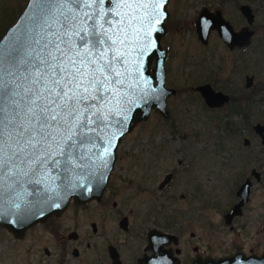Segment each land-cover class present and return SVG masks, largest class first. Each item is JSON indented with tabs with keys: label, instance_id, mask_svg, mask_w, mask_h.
<instances>
[{
	"label": "flooded vegetation",
	"instance_id": "1",
	"mask_svg": "<svg viewBox=\"0 0 264 264\" xmlns=\"http://www.w3.org/2000/svg\"><path fill=\"white\" fill-rule=\"evenodd\" d=\"M170 1L166 5L168 17L160 47L166 52L165 88L173 90L175 94L166 100L168 116L164 118L159 113L158 116L162 120H171L169 100L175 96L188 97L190 94H196L207 112L227 110L233 116V123L227 130H233V162L237 165L233 170L238 174V180H235L233 186V205L223 215L225 224L224 218L233 207V218L228 226L233 231L231 250L219 255L209 254L206 252L204 234L189 233L190 227L202 220L204 210L202 186L196 180L190 179L196 178V173L199 172L194 163L179 162L181 167L177 166L165 175L158 186H154L157 183L154 170L158 169L156 155L150 156L149 162L141 157L145 164H141L139 158L132 160L137 162L135 168H143L136 171L120 166V161L130 156L116 155L113 170L100 200H92L83 205H77L70 200L61 215L48 217L43 223L25 230L19 238L0 227V231L6 232L13 243L22 244L29 240L33 244L31 246L36 248L30 250V246L28 250L15 252L17 255L11 257L12 264H206L207 259H227L221 264H264V138L256 131L257 127H261L264 136V79L261 80L260 77L264 75V0H212L219 3L202 7L188 23L182 21L181 31L177 16L169 13ZM184 1H179L183 6L181 14L187 8ZM226 4L231 8L233 19L222 8ZM217 13H220L235 35L232 48L224 43L216 29L209 30L204 42L199 37L198 27L206 28ZM184 14L182 19H185ZM203 14L206 18L202 17ZM191 31L194 41L189 40L183 48L186 53L183 60L189 68L197 63L198 75L203 78L204 83L195 87L169 88L166 85V67L167 60L171 57L170 43L174 40L171 35L177 33L183 40L184 34ZM240 37L243 42L235 44ZM219 48L230 54L223 57L219 51L218 62H207L206 60L214 58L210 53L213 54ZM196 52L200 53L199 60L193 63L191 60L194 58L191 56ZM231 56V75L241 77V82L237 81L240 92L235 93L228 89L231 86L230 80L223 83L219 77L221 64L225 59L230 60ZM216 64L218 69L213 71ZM210 67L212 68L209 72ZM195 72L194 69V74ZM204 85H209L214 92L227 96L228 102L220 108H208L197 92V88ZM256 99L258 100L255 101ZM255 117L256 120L253 121ZM213 120L220 121L215 118ZM170 126L172 130L175 124ZM251 135L258 138L261 147L254 155L243 150L254 145ZM252 163L255 166H251ZM190 170L193 173L189 174ZM192 183L193 186H190ZM244 184H248L247 189H242ZM256 186L262 188V193L258 194L261 204L254 209L250 208V204L257 193ZM157 190L162 197L156 196ZM177 202L180 206L175 207L174 203ZM170 212H175L174 216ZM248 216L250 217L246 218ZM202 223L204 225L203 220ZM251 226L260 227L257 234L261 236L256 237L254 246L247 249L238 243L237 238L241 237L239 230ZM38 245L41 247L38 248Z\"/></svg>",
	"mask_w": 264,
	"mask_h": 264
},
{
	"label": "snow or ice",
	"instance_id": "2",
	"mask_svg": "<svg viewBox=\"0 0 264 264\" xmlns=\"http://www.w3.org/2000/svg\"><path fill=\"white\" fill-rule=\"evenodd\" d=\"M34 4L32 28L0 53V196L3 178L23 167L87 165L89 133L108 119L105 102L119 103L127 57L144 52L146 26L163 8L159 0Z\"/></svg>",
	"mask_w": 264,
	"mask_h": 264
},
{
	"label": "rangeland",
	"instance_id": "3",
	"mask_svg": "<svg viewBox=\"0 0 264 264\" xmlns=\"http://www.w3.org/2000/svg\"><path fill=\"white\" fill-rule=\"evenodd\" d=\"M179 1L171 0L168 10L170 15L177 16L180 31L182 30V21L188 23L202 7H210V5L219 3V1L212 0H190V2L185 0L184 4L187 8L181 14L183 6ZM26 3L27 0H0V34L4 33L13 24V21L17 19ZM222 8H224L229 18L233 19V13H231L229 5H222ZM15 10V18L12 21H8L11 13ZM183 14L185 15V19H182ZM5 24L7 25L5 26ZM176 34L171 35L174 40L172 44L170 43L171 57L167 60V87L181 89L187 86L195 87L197 84H203V78H200L197 72V63H194L198 62V55L200 53L196 52L191 56L194 58L191 60L194 63L193 66L191 65L192 68L187 67V64L184 62L186 56L184 54L186 53L183 51V48L186 47L189 40H193V32L184 34L185 39L183 40L180 38V35ZM178 37L179 40L177 39ZM219 51H221L223 57L230 54L219 48L213 54L210 53L214 58L206 61L211 64L218 62L220 58L218 56ZM214 66L213 71L218 69L217 64ZM211 68H209V72ZM221 68L222 71L219 74L221 82L224 83L230 80L231 86L228 89L234 93L240 92V88L237 87V81L239 80L240 83L241 77L231 75L233 71L232 56L230 60L225 59L221 64ZM194 69L196 70L195 74ZM262 73L264 74V67H262ZM191 75L194 77H191ZM260 77L261 80L264 79V75H260ZM195 79L196 81H194ZM223 83H220V85H223ZM258 84L260 83L258 82ZM168 109L171 112V120H162L159 118L158 113L152 111L145 123H139L131 133L122 139L116 155L130 157H124L120 161V166L132 171L143 170V168H135L137 162L132 160H136V158L141 160L142 157L143 160L149 162L150 156L156 155L158 169L154 170V174L157 177V185L155 184L154 186H158L165 175L177 168V166H180L179 162L186 161L188 163L191 161L194 163L198 167L199 172L196 173V178L191 177L190 179L196 180V183L199 182V185L202 186V200L204 203L202 220L204 221V225L202 220L197 224H193L190 227L189 233L204 234L206 252L209 254L219 255L228 252L233 246V231H230L229 227L224 224L223 215L233 205V186H235V180H238V174L233 170L237 166L233 162L234 138L231 131L227 130L228 126L233 123V116H230L226 112L227 110H222L218 113L207 112L196 94L194 96L190 94L188 97L175 96L171 98L168 102ZM213 118L220 119V121L213 120ZM255 120L256 117L253 118V121ZM171 124H175V129L174 127L172 130L170 129ZM251 137L254 145L243 150L247 154L254 155L260 151L261 147L258 144V138L252 135ZM143 160H141V164H145ZM251 166H255V164L252 163ZM191 172L190 170L189 174ZM190 186H193V183ZM175 187H178V184H175ZM261 189L260 186L255 187L257 193L251 201L250 208H259L261 200L258 194L262 193ZM157 192V197L163 196L159 195L158 190ZM174 205L178 207L180 203L177 202ZM170 213L174 216L175 212ZM244 228L246 229L243 230L242 228V230H239L241 237L237 238V240L239 244L248 249L254 246V239L261 236L257 234L261 228L257 226ZM198 229L201 231H198ZM31 245L33 244L29 240L22 244H15L6 232L0 231V264H12L11 257L17 255L15 252L19 251L20 253L21 250H28ZM37 247L40 248L41 246L38 245ZM32 249L36 248L31 246L30 250Z\"/></svg>",
	"mask_w": 264,
	"mask_h": 264
},
{
	"label": "water",
	"instance_id": "4",
	"mask_svg": "<svg viewBox=\"0 0 264 264\" xmlns=\"http://www.w3.org/2000/svg\"><path fill=\"white\" fill-rule=\"evenodd\" d=\"M159 2L163 4V8L159 9L155 19L161 22L156 24L153 19L152 24L146 26L148 34L143 37L146 45L144 52L132 51L127 57L131 62L127 65L128 72L121 92L118 93L119 103L117 104L116 99H112L110 103L105 102L103 110L108 114V119L89 133L92 142L82 149L89 157L87 165L82 169L75 166L78 162L74 160L73 167L67 170L62 166L45 165L37 173L29 170L32 166H27L15 176L4 177L0 196L1 228L19 238L25 230L43 223L48 217L61 215L70 200L77 205L100 200L113 170L116 152L122 139L139 123H145L151 111L154 110L164 118L168 116L166 100L175 92L165 88L166 52L160 47V40L165 36L168 0ZM34 7V0H27L16 21L0 38V53L7 55L22 34L32 28L30 18L33 16ZM202 17L206 18V15L203 14ZM152 28L158 30L152 31ZM210 29H216L224 43L229 48L233 47L235 35L220 13L216 14L206 28L198 27L199 37L203 42ZM238 42H243L242 37L236 39L235 44ZM197 92L208 108H220L228 102L227 96L214 92L209 85L198 87ZM256 131L264 138L261 127H257ZM105 149L107 154H104ZM247 187L248 184H244L242 189ZM17 204L20 205L19 208L16 207ZM232 218L233 207L224 218L226 226H230ZM226 260L207 259L206 264H221Z\"/></svg>",
	"mask_w": 264,
	"mask_h": 264
},
{
	"label": "trees",
	"instance_id": "5",
	"mask_svg": "<svg viewBox=\"0 0 264 264\" xmlns=\"http://www.w3.org/2000/svg\"><path fill=\"white\" fill-rule=\"evenodd\" d=\"M15 15H16V10L15 11H13L12 13H11V15H10V18H9V20L8 21H12L14 18H15ZM15 21H16V19H15ZM15 21H13V23L15 22ZM7 22V21H6ZM7 24H5V26H6ZM4 26V27H5ZM3 34V33H2ZM1 34H0V38H1ZM230 130H231V128H230ZM231 133L233 134V130H231Z\"/></svg>",
	"mask_w": 264,
	"mask_h": 264
}]
</instances>
